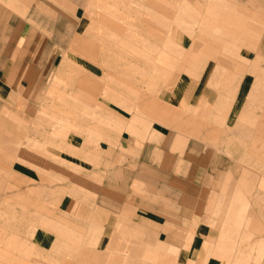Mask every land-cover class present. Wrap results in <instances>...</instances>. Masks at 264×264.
Masks as SVG:
<instances>
[{
	"label": "crops",
	"instance_id": "obj_1",
	"mask_svg": "<svg viewBox=\"0 0 264 264\" xmlns=\"http://www.w3.org/2000/svg\"><path fill=\"white\" fill-rule=\"evenodd\" d=\"M163 1L166 15L179 4ZM117 3L127 22L100 12L91 101L73 86L83 0H0L2 238L28 239L59 264H264V177L247 162L264 140V0H208L200 38L178 35L176 50L143 15L164 13ZM117 30L138 38L111 61L103 43ZM242 125L247 135L234 132Z\"/></svg>",
	"mask_w": 264,
	"mask_h": 264
},
{
	"label": "rangeland",
	"instance_id": "obj_2",
	"mask_svg": "<svg viewBox=\"0 0 264 264\" xmlns=\"http://www.w3.org/2000/svg\"><path fill=\"white\" fill-rule=\"evenodd\" d=\"M105 1L108 2V5H105L106 7L103 6L104 8H100V3H102V0H83L82 7L79 8L78 12L79 18H77L76 20L74 18L73 20V57L76 61L70 60L69 57L68 59L72 61L75 67L80 69V72L78 73L81 75L80 77L73 79V86L75 87L76 85L78 87H86L85 89H88L87 91H89L90 94L95 92L93 99L90 98L91 101L96 100L98 96L100 97V93H97V91H100V12L104 13L105 11L107 12L108 16L111 17V19L112 17H114L116 18V20H121V17L115 11V3L118 4L117 0ZM207 1L208 0H179L178 5H173L171 2H169L167 4L170 8L171 13L169 15H166V12L168 10L163 4V0H144L143 5H146V7L156 10L160 13H164L165 16L162 17L161 15L149 14L146 12H144L143 15L152 19L157 17V21L155 22V24H152V32L154 34H161L163 38L171 39L170 45L171 47L173 46L176 50L177 44L175 40L178 35L184 37L183 40L185 44L190 43L192 36H195L196 39L200 38L198 35H196V33L198 34V30L195 31V28L198 25H202L201 18H204L205 15L201 14L199 12V9L203 8L200 6H203V3ZM142 11L145 10L142 9ZM101 20V22L109 23L108 19L106 20L105 18H101ZM110 21L112 22V20ZM122 22L126 23L127 21L124 20ZM107 33L109 37L110 34H114L112 31H107ZM137 33L138 32H136V30L133 32H126L122 30L118 32L117 30V32H115L116 35L114 36V38L116 39L115 41L112 40L111 42L103 43L112 51L113 58H111V61L112 59H114V57H116L117 59L119 58V54L117 51L118 47L121 46L123 48H127V46L129 45L128 39L131 38L135 40L136 38H138ZM262 33L259 35L262 36ZM60 34L58 35V37L61 36ZM95 34H97V37H95ZM254 36L256 37L255 32ZM172 37L174 41L172 40ZM122 39H124V41H121ZM159 44L160 43L158 41L152 39V47L159 48ZM118 62L119 61L115 63L111 62V67L119 69ZM127 68V66H124L123 70L126 71ZM251 80L252 76L250 75L248 77V82H251ZM263 81L264 73H262V77L259 78L260 84H262ZM259 99V96L256 95L244 96L245 101L253 104L258 102ZM95 109L96 107L83 105L82 109L79 110L78 113L85 117L86 120H92L93 118H95ZM238 121L244 123V119L240 121L239 118L237 119V116H235L233 122L235 123ZM74 127L77 128V126ZM233 129L237 134L247 135L245 134V132L248 130L246 126H236V128ZM249 136L255 137L254 135ZM255 143L258 145V147L255 144H252V146L254 145L257 148L256 152H260L261 157L249 158L247 159V162L254 167H257V169L255 168V171H257L260 176L264 177V140ZM30 231H32V229ZM7 241V237L2 238V230L0 229V245H2V248L5 250L1 251L0 248V264H17V255L19 253V251L17 252L18 249H20L19 254L21 256V264H59V260L51 258L47 250L36 247L28 239H21L19 241L17 240L19 245H17V241H12L11 238L8 242ZM84 241L85 240L81 239L79 245L94 246L93 244ZM12 245H14L15 247H13L11 250V248L9 247H11ZM58 255L64 258H71V255L67 253H61Z\"/></svg>",
	"mask_w": 264,
	"mask_h": 264
}]
</instances>
